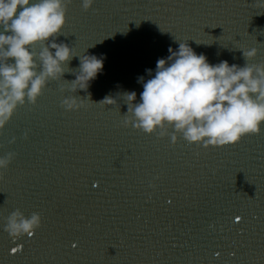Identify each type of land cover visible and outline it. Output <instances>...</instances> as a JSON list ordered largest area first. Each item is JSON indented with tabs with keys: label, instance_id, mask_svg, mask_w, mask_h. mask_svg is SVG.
<instances>
[{
	"label": "water",
	"instance_id": "95a60500",
	"mask_svg": "<svg viewBox=\"0 0 264 264\" xmlns=\"http://www.w3.org/2000/svg\"><path fill=\"white\" fill-rule=\"evenodd\" d=\"M56 40L76 55L102 56L103 69L73 93V57L0 129V156L15 154L0 175V264H264V132L205 148L179 133L170 146V135L122 124L123 93L139 99L138 77L151 78L180 42L213 64H264V7L94 0L84 10L71 0ZM251 48L257 54L245 59ZM33 51L39 63L40 45ZM68 96L85 106L66 110ZM17 209L38 212L41 225L13 240L5 225Z\"/></svg>",
	"mask_w": 264,
	"mask_h": 264
},
{
	"label": "clouds",
	"instance_id": "9594fccd",
	"mask_svg": "<svg viewBox=\"0 0 264 264\" xmlns=\"http://www.w3.org/2000/svg\"><path fill=\"white\" fill-rule=\"evenodd\" d=\"M71 0H0V129L13 116L18 106L35 104L50 80L63 77L65 64L79 58L75 79L68 81L71 92L87 90L90 82L103 69V57L95 54L76 55L73 48L56 37L66 23ZM94 0H81L87 10ZM264 7V0H256ZM40 45L39 63L33 48ZM170 55L158 58L154 75L138 77L143 90L123 93L127 111L125 127L147 134L178 133L189 143L207 148L235 144L248 134H259L264 125V64L239 66L227 60L210 63L204 53L197 54L186 42L169 48ZM257 54L256 48L243 50L245 59ZM151 74L152 69H146ZM63 90V89H62ZM116 99L105 97L108 103ZM66 110L84 106L83 100L68 96L62 100ZM169 128L173 131L169 133ZM9 152L0 156V175L14 157ZM41 225V216L29 217L19 210L7 217L5 230L13 240L31 235Z\"/></svg>",
	"mask_w": 264,
	"mask_h": 264
},
{
	"label": "snow or ice",
	"instance_id": "6c2138e0",
	"mask_svg": "<svg viewBox=\"0 0 264 264\" xmlns=\"http://www.w3.org/2000/svg\"><path fill=\"white\" fill-rule=\"evenodd\" d=\"M31 104V103H30ZM34 105V104H33ZM85 106V105H84ZM122 124H123V121H122ZM128 127V126H127ZM138 130V129H137ZM261 132H264V125H261ZM260 132V133H261ZM259 133V134H260ZM147 134V133H146ZM259 134H248V135H245V136H243V137H241V139H240V141L241 140H243V139H246V138H248L249 136H253V135H259ZM156 136L158 137V138H163L164 136H160V135H158V134H156ZM240 141H238L237 143H239ZM178 142V139L175 141V142H173L172 140H171V138H170V146L171 145H174V144H176ZM234 220L235 221H242V217L239 215V214H236L235 216H234ZM31 235H33V234H31ZM31 235H29V236H31ZM73 247H75L76 245H72ZM18 247H20L19 245H17L16 247H12L11 249H10V251L12 252V253H15L16 251H17V248ZM216 255H219V253H217Z\"/></svg>",
	"mask_w": 264,
	"mask_h": 264
}]
</instances>
